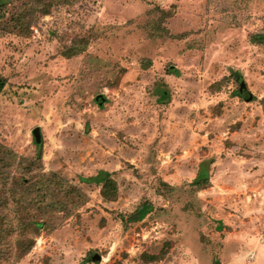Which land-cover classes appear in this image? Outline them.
Returning <instances> with one entry per match:
<instances>
[{"label": "rangeland", "instance_id": "374dc122", "mask_svg": "<svg viewBox=\"0 0 264 264\" xmlns=\"http://www.w3.org/2000/svg\"><path fill=\"white\" fill-rule=\"evenodd\" d=\"M31 29L0 32V145L32 181L27 201L43 193L58 218L0 264H264V45L250 42L264 0H78ZM73 41L86 50L67 57ZM201 166L210 186L193 192ZM6 186L13 226L22 195Z\"/></svg>", "mask_w": 264, "mask_h": 264}, {"label": "trees", "instance_id": "16d2710c", "mask_svg": "<svg viewBox=\"0 0 264 264\" xmlns=\"http://www.w3.org/2000/svg\"><path fill=\"white\" fill-rule=\"evenodd\" d=\"M77 1L78 0H20V3H18L17 0H0V32L17 34L18 36L25 38L29 37L32 34L31 27L37 24L42 16L49 15L52 9L56 6H68ZM88 42V38L81 41V43L85 45H87ZM250 42L257 45H264V31L251 34ZM83 50H86L84 45L82 47H77L76 41H73L69 51L65 54L67 57H70ZM5 85L6 79L4 76L0 75V94ZM238 92L242 93L240 91ZM246 98L247 100H252L250 97ZM40 142L37 143L35 141L34 144L40 146ZM39 156L40 151H38V157ZM13 158L14 153L11 149L0 145V180L4 185V188H9L6 185L10 184L15 195H22L21 199L16 202L15 225L11 226L5 224V222H8L5 220V215H0V263L5 260L9 262H17L29 251L34 243V237L39 235L43 230L51 231L54 229L58 218L53 214L55 212V209L52 207L53 205L42 203V201L45 200V195L43 193L38 195V198H41L39 203L35 200L34 203L27 201V194L25 197L24 194L27 193L25 191L28 190V186L32 185V181L25 176L18 178L14 175L11 176V171L13 169L12 166L14 164ZM39 177L44 178L43 183L45 184L42 187L43 190L52 192L54 188L58 187L60 188L59 191L64 193V199H74V197H71V194L73 190H76L75 186L69 185L65 189L63 186V180H59L56 176L53 180H47L45 175ZM18 183H21V185H18ZM100 183V193L103 199L106 201L115 200L118 194V186L116 181L111 178V173L105 172L103 178L100 179ZM162 185L168 187V185L163 182ZM189 185L193 189V192L210 186L209 174L205 166L200 167L196 178L191 181ZM168 188L172 189L171 187ZM62 206L63 210L67 212L70 210L69 206L65 207L63 204ZM148 207L149 203L143 201L137 205L134 211L128 214H120L121 220L124 224L139 221L148 212ZM13 232H15L14 236H12ZM7 235L11 236L10 240L5 238Z\"/></svg>", "mask_w": 264, "mask_h": 264}, {"label": "water", "instance_id": "95a60500", "mask_svg": "<svg viewBox=\"0 0 264 264\" xmlns=\"http://www.w3.org/2000/svg\"><path fill=\"white\" fill-rule=\"evenodd\" d=\"M246 87H245V84L243 82L240 83V88H239V91L240 92H244L246 93L247 91L244 90ZM33 135H34V139L35 141L38 143L40 142V134H39V129L38 128H35L34 131H33ZM95 258H99L97 256H94V260H96Z\"/></svg>", "mask_w": 264, "mask_h": 264}]
</instances>
